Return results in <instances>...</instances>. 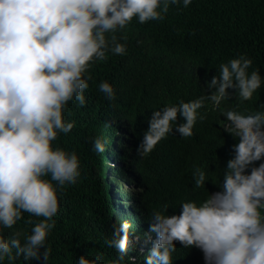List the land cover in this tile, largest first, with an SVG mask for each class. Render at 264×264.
<instances>
[{
    "label": "clouds",
    "instance_id": "clouds-1",
    "mask_svg": "<svg viewBox=\"0 0 264 264\" xmlns=\"http://www.w3.org/2000/svg\"><path fill=\"white\" fill-rule=\"evenodd\" d=\"M180 3L187 8L192 0H0V227L12 229L22 212L43 218L23 243L19 234L11 240L0 234V262L21 254L39 260L44 248L47 264L51 249L46 239L59 211L57 186L74 184L80 175L78 155L52 146L59 133L74 128L75 122L63 118L66 105L73 100L78 107L85 105L84 91L92 78L85 73L94 61H107L109 52L126 54L118 31L133 18L140 24L162 21L170 5ZM252 63L246 55L222 63L208 83L215 91L207 98L219 103L235 89L241 100H251L262 84L259 70L248 71ZM98 90L107 100L115 98L107 81ZM204 99L154 111L138 154H150L173 130L191 137ZM224 115L226 131L239 142L233 145L220 190L199 205L182 202L178 214L154 213L149 233L155 239L145 234L152 243L146 264H172L177 242L200 249L205 264H264V163L254 166L264 160V111L244 115L229 110ZM178 117L184 122L177 123ZM93 150L105 151L102 139L93 141ZM193 177L196 188L205 186L204 171L196 168ZM131 229L126 220L106 241L117 253L112 264H121L130 244L138 243V236L130 239ZM101 260L81 256L77 264Z\"/></svg>",
    "mask_w": 264,
    "mask_h": 264
},
{
    "label": "trees",
    "instance_id": "trees-1",
    "mask_svg": "<svg viewBox=\"0 0 264 264\" xmlns=\"http://www.w3.org/2000/svg\"><path fill=\"white\" fill-rule=\"evenodd\" d=\"M116 35L126 45V54L109 52L107 61L91 64L85 73V78L92 77L84 91L85 105L69 101L63 113L66 123L75 122L74 128L52 142L53 148L78 155L80 175L74 184L57 186L59 211L46 239L51 249L47 264H77L81 256H101L100 264H112L117 253L106 241L126 220L132 225L130 239L138 236L139 241L130 244L121 264H146L152 243L145 234L155 239L149 233L154 213L178 214L182 202L199 205L220 190L233 145L239 142L226 131L229 122L224 114L264 111V0H192L187 8L182 3L170 5L164 20L140 24L133 18ZM240 55L252 60L249 73L259 70L260 89L248 101L241 100L235 89H229V98L219 103L208 99L215 91L208 83L218 76L220 65ZM102 81L112 85L113 100L98 90ZM200 97H205L204 106L198 110L191 137L173 130L150 154H138L154 111ZM183 122L178 117L177 123ZM96 138L105 143L103 153L93 150ZM259 163L264 160L254 166ZM196 168L206 174L204 187H195ZM41 220L22 212L13 228L0 227V234L7 240L19 234L23 243ZM43 251L39 260H25L21 254L0 264H45ZM172 264L205 261L200 249L177 242Z\"/></svg>",
    "mask_w": 264,
    "mask_h": 264
},
{
    "label": "rangeland",
    "instance_id": "rangeland-1",
    "mask_svg": "<svg viewBox=\"0 0 264 264\" xmlns=\"http://www.w3.org/2000/svg\"><path fill=\"white\" fill-rule=\"evenodd\" d=\"M119 185H121V184L119 183ZM121 186H122L125 190H130V191L133 190L132 186H130V185L122 184Z\"/></svg>",
    "mask_w": 264,
    "mask_h": 264
}]
</instances>
